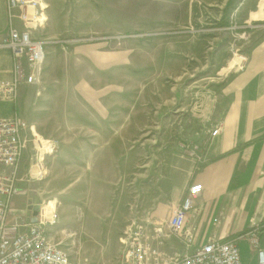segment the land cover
I'll use <instances>...</instances> for the list:
<instances>
[{
  "label": "rangeland",
  "instance_id": "rangeland-1",
  "mask_svg": "<svg viewBox=\"0 0 264 264\" xmlns=\"http://www.w3.org/2000/svg\"><path fill=\"white\" fill-rule=\"evenodd\" d=\"M45 3L46 26L32 33L46 42L42 77L12 100L10 117L29 126L18 176L27 157L30 200L55 213L48 234L70 264H123L126 237L153 236L157 226L167 233L172 202L218 128L221 77L243 68L235 60L264 33V20L245 26L236 9L227 19L224 7L208 11L201 0ZM192 44L199 62H189ZM224 47L230 62H218ZM40 138L57 141L44 159ZM163 236L162 250H180Z\"/></svg>",
  "mask_w": 264,
  "mask_h": 264
},
{
  "label": "built area",
  "instance_id": "built-area-1",
  "mask_svg": "<svg viewBox=\"0 0 264 264\" xmlns=\"http://www.w3.org/2000/svg\"><path fill=\"white\" fill-rule=\"evenodd\" d=\"M6 4L8 31L0 46L11 50L13 65L10 77L0 80V99L14 100L22 84L30 85L42 77L46 42L32 33L46 26L47 5L45 0H6ZM238 59L235 64L244 67L248 55L240 53ZM28 128L21 117L0 118V264H70L66 251L48 234L49 227L56 222L55 213L51 215L40 205L35 222L32 211L20 221L10 219L20 181L19 162L26 146L23 133ZM42 140L38 139L40 159H44V153L56 150L57 145L56 140H45V144ZM33 141L36 143L35 138ZM203 189L201 182L189 185L180 204L172 207L166 219V234L157 226L153 236L143 238L135 234L122 240L126 243L123 264H245L241 239H247L254 250L255 264H264V221L252 220L247 230L232 238L213 233L206 242H199L198 228L189 222V212L195 209V200ZM214 221L218 224L219 218ZM162 236L180 246V250H162Z\"/></svg>",
  "mask_w": 264,
  "mask_h": 264
},
{
  "label": "crops",
  "instance_id": "crops-1",
  "mask_svg": "<svg viewBox=\"0 0 264 264\" xmlns=\"http://www.w3.org/2000/svg\"><path fill=\"white\" fill-rule=\"evenodd\" d=\"M201 1L207 3L208 11H219L224 7L225 10L221 13L224 12L227 19L228 13L236 9V17L245 26L264 20V10L263 13L261 8L259 10L261 1ZM7 21V4L5 0H0V44L7 34ZM227 47L220 51L218 62H230ZM193 48L192 44L189 48V62H199ZM244 51L248 54L245 66L240 70L229 69L221 77L222 82L219 84L212 112L218 128L203 150L204 157L197 161L202 163L193 160L189 170L190 172L194 166L197 168L193 174L194 181L201 182L204 186L195 200V209L189 212V222L198 228L200 243L206 242L213 233L232 238L247 230L252 220L264 221V33L254 39ZM200 62L206 61L201 59ZM12 65L11 50L0 46V80L10 77ZM30 88L33 87L21 89L19 110L25 106ZM17 109V102L0 99V118L15 115ZM26 165L27 157L20 169L22 180L18 183V192L13 198L11 221L17 217L20 218L19 221L24 219L27 214L26 203L33 197ZM181 199L182 195L171 206L180 204ZM215 218H219L218 224L215 223ZM243 241L241 239L240 243L244 263L254 264V250L248 240L245 244Z\"/></svg>",
  "mask_w": 264,
  "mask_h": 264
},
{
  "label": "water",
  "instance_id": "water-1",
  "mask_svg": "<svg viewBox=\"0 0 264 264\" xmlns=\"http://www.w3.org/2000/svg\"><path fill=\"white\" fill-rule=\"evenodd\" d=\"M29 209L32 210V214H33L32 221L35 222L37 220L36 216H37L38 204H34L33 199L29 201Z\"/></svg>",
  "mask_w": 264,
  "mask_h": 264
},
{
  "label": "bare ground",
  "instance_id": "bare-ground-1",
  "mask_svg": "<svg viewBox=\"0 0 264 264\" xmlns=\"http://www.w3.org/2000/svg\"><path fill=\"white\" fill-rule=\"evenodd\" d=\"M237 61V60H236ZM54 202V201H53ZM47 208H48V206H47ZM55 209V208H54ZM52 210V209H51Z\"/></svg>",
  "mask_w": 264,
  "mask_h": 264
}]
</instances>
